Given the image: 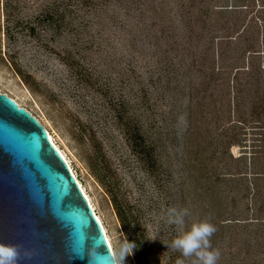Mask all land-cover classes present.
Listing matches in <instances>:
<instances>
[{
	"label": "rangeland",
	"instance_id": "rangeland-1",
	"mask_svg": "<svg viewBox=\"0 0 264 264\" xmlns=\"http://www.w3.org/2000/svg\"><path fill=\"white\" fill-rule=\"evenodd\" d=\"M261 2L0 0V89L51 132L113 252L129 241L113 197L140 215L147 239L124 264H170L182 257L162 241L210 221L214 209L223 219L238 213L226 205L238 183H222L214 206L209 176L255 169L259 124L247 101L228 104L233 95L224 83L232 80L229 67L233 78L247 59L221 55ZM122 121L144 135H126ZM131 137L153 151V174ZM171 207L188 210L183 226L167 222ZM211 245L217 264H242V238L211 237Z\"/></svg>",
	"mask_w": 264,
	"mask_h": 264
},
{
	"label": "water",
	"instance_id": "water-1",
	"mask_svg": "<svg viewBox=\"0 0 264 264\" xmlns=\"http://www.w3.org/2000/svg\"><path fill=\"white\" fill-rule=\"evenodd\" d=\"M0 243L19 247L17 264H111L114 253L49 130L1 89Z\"/></svg>",
	"mask_w": 264,
	"mask_h": 264
},
{
	"label": "trees",
	"instance_id": "trees-1",
	"mask_svg": "<svg viewBox=\"0 0 264 264\" xmlns=\"http://www.w3.org/2000/svg\"><path fill=\"white\" fill-rule=\"evenodd\" d=\"M245 7L248 8L249 5H245ZM250 11L252 14L247 19L244 28L237 32L239 40L235 44L236 46L232 48L228 45V53L224 52L221 56L231 61L243 57L247 59V63L235 67L233 78L231 77L233 69L229 67L228 71L226 70L232 80L224 83L229 86L230 91L228 92L233 95L228 99V104H232L234 109V107L243 106L247 101L251 107V114L258 121L259 135H256L253 140L252 153L255 169L251 172L235 171L223 174L213 172L210 174L209 195L214 201V206L222 199L220 197L222 183L227 181L238 183L233 188L234 195L231 203L226 204L238 213L231 218L223 219L221 215L216 216L217 213L214 209L210 222L217 229L212 236L214 239L222 238L224 240L227 234L233 238L243 239V245H241V252L244 254L241 260L242 264H264V2H261L257 7L254 4V9ZM225 38L236 39L233 35L224 36L223 39ZM212 75L214 85L218 87L221 83L217 82L218 77L214 75V72ZM122 125L126 135H144L141 129L136 126L133 127L124 121H122ZM130 140L135 152L140 155L148 170L153 174L156 165L153 151L144 149L148 146L144 142L138 143L136 137H131ZM243 155L245 154L241 156ZM112 201L122 227L128 235L129 242L138 244L142 243L143 239H147V232L142 227L140 215L135 214L132 208L127 207L116 197H113ZM170 264H175V261Z\"/></svg>",
	"mask_w": 264,
	"mask_h": 264
},
{
	"label": "clouds",
	"instance_id": "clouds-1",
	"mask_svg": "<svg viewBox=\"0 0 264 264\" xmlns=\"http://www.w3.org/2000/svg\"><path fill=\"white\" fill-rule=\"evenodd\" d=\"M188 210H178L171 207L167 210V222L169 225L183 226ZM216 227L209 220L193 223L191 227L183 233L177 235L169 243L167 248L180 253L182 258H177L175 264H185L186 259L191 260V264H217L220 253L214 250L211 245V237L216 232ZM155 236L148 240L154 241ZM138 245L129 242L126 238L120 240L115 252L109 257L111 264H124L126 257L134 255V250ZM20 259V249L14 244L0 243V264H17Z\"/></svg>",
	"mask_w": 264,
	"mask_h": 264
},
{
	"label": "bare ground",
	"instance_id": "bare-ground-1",
	"mask_svg": "<svg viewBox=\"0 0 264 264\" xmlns=\"http://www.w3.org/2000/svg\"><path fill=\"white\" fill-rule=\"evenodd\" d=\"M16 101H18V103H19V100H18L17 98H16ZM49 135H50L51 140H52L53 143L56 145V147L59 149V151H60L61 154L63 155L64 159L66 160V162L68 163L69 167L71 168L72 172L74 173L75 177H76L77 180H78V177H77L75 171L73 170V168H72V166H71V164H70V162H69L67 156L65 155V153L63 152V150L58 146V144L55 142V139L53 138V135L51 134V132L49 133ZM78 183H79V185H80V187H81V189H82L84 195L87 197L89 203H90L91 206L93 207V209H94V211H95V214L97 215V218L99 219V221H100L101 224L103 225V222H102L101 218L98 216V214H97V212H96V210H95V207L93 206V204H92V202H91L89 196H88L87 193L85 192V189L83 188V185H82V183L80 182V180H78ZM103 228H104V230H105V226H104V225H103ZM105 233H106V230H105ZM106 235H107V234H106ZM107 238H108V237H107ZM108 240H109V239H108ZM109 243H110V241H109ZM110 245H111V243H110ZM111 247H112V246H111ZM112 249H113V248H112Z\"/></svg>",
	"mask_w": 264,
	"mask_h": 264
},
{
	"label": "built area",
	"instance_id": "built-area-1",
	"mask_svg": "<svg viewBox=\"0 0 264 264\" xmlns=\"http://www.w3.org/2000/svg\"><path fill=\"white\" fill-rule=\"evenodd\" d=\"M9 95V94H8ZM10 96V95H9Z\"/></svg>",
	"mask_w": 264,
	"mask_h": 264
}]
</instances>
